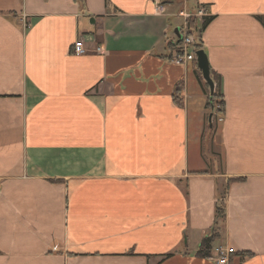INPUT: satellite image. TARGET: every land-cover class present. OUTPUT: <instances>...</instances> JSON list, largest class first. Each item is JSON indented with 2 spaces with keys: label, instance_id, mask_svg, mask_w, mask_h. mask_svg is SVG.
<instances>
[{
  "label": "crops",
  "instance_id": "0c3cea01",
  "mask_svg": "<svg viewBox=\"0 0 264 264\" xmlns=\"http://www.w3.org/2000/svg\"><path fill=\"white\" fill-rule=\"evenodd\" d=\"M199 7L211 140L196 57L170 61ZM209 235L264 264V0H0V264H214Z\"/></svg>",
  "mask_w": 264,
  "mask_h": 264
},
{
  "label": "built area",
  "instance_id": "2783aa9c",
  "mask_svg": "<svg viewBox=\"0 0 264 264\" xmlns=\"http://www.w3.org/2000/svg\"><path fill=\"white\" fill-rule=\"evenodd\" d=\"M150 2L154 5L156 14H164L166 10V0H150ZM206 13V10L203 7L197 8L194 12H187L185 10H181L178 12V15L183 17L184 22L182 25L183 36L179 42V47L175 52L171 55L170 61L177 65H182L187 63L188 61L193 60L196 55V41L191 34L187 33V24L186 19L189 16L200 17ZM95 52H101V47L96 46L94 48ZM71 54L75 56L83 55L88 53V49L84 46L83 41L80 37L74 42L71 50ZM233 248L228 245H215L211 247L210 253L206 256V258L210 261H213L214 264H227L229 255L233 252Z\"/></svg>",
  "mask_w": 264,
  "mask_h": 264
},
{
  "label": "trees",
  "instance_id": "16d2710c",
  "mask_svg": "<svg viewBox=\"0 0 264 264\" xmlns=\"http://www.w3.org/2000/svg\"><path fill=\"white\" fill-rule=\"evenodd\" d=\"M258 18H261L260 16H258ZM209 19L210 18H206V20L203 22V24H202V26H201V28H203L206 24H207V22L209 21ZM186 24H187V33L188 34H194V32L196 31V24H197V17H195V16H189L187 19H186ZM196 37H198V36H196ZM195 37V38H196ZM200 40H197L196 41V48H200L201 46H200V42H199ZM210 76H211V78H212V80H213V82H214V84H215V87H214V91H213V93L210 95V96H208V101L206 102V107H208V109H209V112H211L210 111V109L212 108V103H211V101H212V99L214 98V97H216V96H218L219 98H220V94H219V91H218V82H217V79H216V77H215V75L214 74H212V72L210 71ZM220 104H222V106H223V103H222V100L220 99ZM222 112V109L221 110H219V111H215V113L213 112L212 113V120H211V126H210V128H212V123H213V121L216 119V118H218V115L220 114ZM209 125V124H208ZM224 215V212H223V209H222V207L220 206V205H216V213H215V216H216V218H220V217H222ZM214 237H215V235H209V236H205V237H203L201 240H200V242H199V247H198V251H197V255L198 256H200V257H206L209 253H210V249H211V243H212V241L214 240Z\"/></svg>",
  "mask_w": 264,
  "mask_h": 264
},
{
  "label": "water",
  "instance_id": "95a60500",
  "mask_svg": "<svg viewBox=\"0 0 264 264\" xmlns=\"http://www.w3.org/2000/svg\"><path fill=\"white\" fill-rule=\"evenodd\" d=\"M175 32L177 33L178 40H181L182 35L179 33L178 28L175 29ZM195 55H196V62H197L198 69L200 70L204 81L208 85L209 92L211 95L214 91V82L210 76V69H209L207 56L202 49H197L195 51Z\"/></svg>",
  "mask_w": 264,
  "mask_h": 264
},
{
  "label": "rangeland",
  "instance_id": "374dc122",
  "mask_svg": "<svg viewBox=\"0 0 264 264\" xmlns=\"http://www.w3.org/2000/svg\"><path fill=\"white\" fill-rule=\"evenodd\" d=\"M178 21H181V19H179ZM202 79H203V78H202ZM203 81H204V80H203ZM211 103H212V108L210 109V111H211V116H212V113H213V112L215 113V111H219V110L222 109V104H220V98H219L218 96L214 97V98L212 99ZM193 107L196 108L197 105L195 104ZM199 107H200V106H198L197 108H199ZM216 121H219V119L216 118V119L213 121V123H212V128L209 129L207 126L204 128V129H205V132L207 133L206 135H207V137H210V140H211V138H212V136H213V133H214V123H215ZM206 125H207V124H206ZM210 126H211V124H210ZM205 153H206L207 156H211V155H210V150L207 149V147H206V149H205ZM216 165L218 166V163H217Z\"/></svg>",
  "mask_w": 264,
  "mask_h": 264
}]
</instances>
